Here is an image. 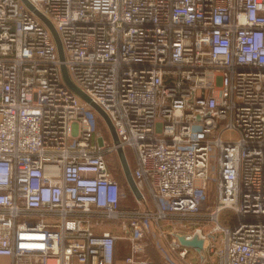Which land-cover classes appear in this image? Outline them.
I'll list each match as a JSON object with an SVG mask.
<instances>
[{
  "label": "built area",
  "instance_id": "1",
  "mask_svg": "<svg viewBox=\"0 0 264 264\" xmlns=\"http://www.w3.org/2000/svg\"><path fill=\"white\" fill-rule=\"evenodd\" d=\"M27 1L0 0V264H264V0Z\"/></svg>",
  "mask_w": 264,
  "mask_h": 264
},
{
  "label": "water",
  "instance_id": "2",
  "mask_svg": "<svg viewBox=\"0 0 264 264\" xmlns=\"http://www.w3.org/2000/svg\"><path fill=\"white\" fill-rule=\"evenodd\" d=\"M23 1L31 7V5L29 4V2L27 0H23ZM47 23H48L49 27L51 28V30L53 31V33L55 35V38H56V41H57V44H58V48H59L60 57H61L62 60H64L65 57H64L63 47H62L61 41L59 39L58 33L55 30V28H54V26L52 25L51 22L47 21ZM63 72H64L65 79H66L67 83L69 84V86L78 95H80L82 97V99H84L87 103H89L93 108L96 109V111L103 117V119L105 120L106 124L108 125V127H109V129H110V131L112 133V137H113L115 143H119V139H118L117 133L115 131V128L112 125V123H111L110 119L108 118V116L104 113V111L99 106H97L95 103H93L91 101V99L86 94H84L81 90H79V88H77L71 82L65 66H63ZM118 156L120 158L122 167H123V169H124V171L126 173L128 185L130 186L132 191L137 196H140V193H139V191H138V189L136 187V184L134 182V179H133V176H132V173H131V169H130L129 164L127 162L124 150L122 148L118 149ZM176 237L178 238V240L180 241V243L182 245L197 250V252H199L202 255V257L204 258V255H203V252H204V240L201 239L198 235H195L193 239H187L186 236L180 235V234H176Z\"/></svg>",
  "mask_w": 264,
  "mask_h": 264
},
{
  "label": "rangeland",
  "instance_id": "3",
  "mask_svg": "<svg viewBox=\"0 0 264 264\" xmlns=\"http://www.w3.org/2000/svg\"><path fill=\"white\" fill-rule=\"evenodd\" d=\"M19 2H23V0H18ZM238 135L236 132H230L228 134L225 135V138H236ZM97 138L101 141H104V140H108L109 139V133H108V129H107V125L106 123L104 122V120L102 119L101 120V125H100V128H99V132H98V135H97ZM126 152H127V155L128 157L130 158V161H131V164H132V168H134L135 166V155H134V151L128 147L126 149ZM107 161H108V164H109V168L113 174V176L119 180L123 186L125 188H127L128 190V193H129V198L125 201V205L126 206H131L133 205V199H132V194H131V190H130V186L128 185V182H127V176H126V173L120 163V158L117 154H112V155H109L107 156ZM225 218V220H227L228 222L231 223V220L234 219V213L230 210H227L224 212V214L222 215L221 219L223 220ZM166 228H169L168 226H166ZM153 238V237H152ZM155 240V239H154ZM162 242L166 245V241L165 239H162ZM127 246H126V243L123 242L121 244V246L119 247V250H120V253L121 254H124L125 253V250H126ZM122 256V255H121ZM3 262V261H1Z\"/></svg>",
  "mask_w": 264,
  "mask_h": 264
},
{
  "label": "crops",
  "instance_id": "4",
  "mask_svg": "<svg viewBox=\"0 0 264 264\" xmlns=\"http://www.w3.org/2000/svg\"><path fill=\"white\" fill-rule=\"evenodd\" d=\"M224 220V219H223ZM226 222H228L227 220H225ZM229 223V222H228ZM165 229H168L166 227H164ZM121 246V244L119 245V247ZM126 246H128V244H126ZM128 247L126 248L125 250V253L124 254H121L120 253V250L118 248V251H117V259H116V264H126L125 263V256L129 253L128 252ZM122 255V256H121ZM148 255L151 256L153 259L155 260H159L160 259V255L157 254L154 250H152L151 248L149 249V252H148ZM3 261L5 263H10V260L8 259H2L0 258V262ZM203 264H209V263H203Z\"/></svg>",
  "mask_w": 264,
  "mask_h": 264
}]
</instances>
